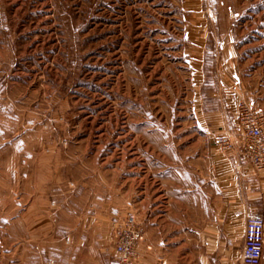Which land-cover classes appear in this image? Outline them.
Returning <instances> with one entry per match:
<instances>
[{"label": "rangeland", "instance_id": "374dc122", "mask_svg": "<svg viewBox=\"0 0 264 264\" xmlns=\"http://www.w3.org/2000/svg\"><path fill=\"white\" fill-rule=\"evenodd\" d=\"M231 98L264 113V0H0V264H107L128 214L159 264L194 114Z\"/></svg>", "mask_w": 264, "mask_h": 264}, {"label": "crops", "instance_id": "0c3cea01", "mask_svg": "<svg viewBox=\"0 0 264 264\" xmlns=\"http://www.w3.org/2000/svg\"><path fill=\"white\" fill-rule=\"evenodd\" d=\"M231 91H236L234 86ZM232 99L214 111L200 110L194 114V131L201 138L197 150L203 156L195 164L193 174L168 195L161 219V231L166 232L165 242L162 240L166 255L159 260L162 264H199L201 248L214 257L217 254L223 264L240 262L245 222L248 213H252L248 211L249 202H255V215L264 220V175L256 174L239 153L222 154L213 144L216 136L239 134ZM254 187L257 191L249 192ZM171 250L184 253L185 257H170ZM15 254L2 251V264H21ZM24 264L74 263L52 257L34 258ZM260 264H264V251Z\"/></svg>", "mask_w": 264, "mask_h": 264}, {"label": "built area", "instance_id": "2783aa9c", "mask_svg": "<svg viewBox=\"0 0 264 264\" xmlns=\"http://www.w3.org/2000/svg\"><path fill=\"white\" fill-rule=\"evenodd\" d=\"M239 134L216 137L215 146L222 154L239 153L253 170L264 171V113L242 103L238 109ZM143 235L135 217L128 214L116 224L112 257L107 264H139ZM264 251V220L257 215L247 217L239 264H260ZM159 264H162L159 262Z\"/></svg>", "mask_w": 264, "mask_h": 264}]
</instances>
